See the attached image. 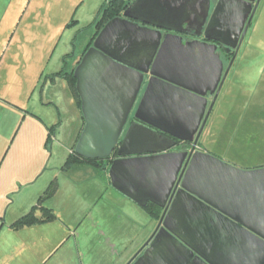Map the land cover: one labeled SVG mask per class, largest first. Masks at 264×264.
<instances>
[{"label":"water","instance_id":"95a60500","mask_svg":"<svg viewBox=\"0 0 264 264\" xmlns=\"http://www.w3.org/2000/svg\"><path fill=\"white\" fill-rule=\"evenodd\" d=\"M260 2L133 0L122 15L103 26L74 69L85 120L75 152L103 159L116 150L118 156L109 168L112 185L141 206L152 201L162 208L145 257L165 238L187 261L215 264L205 247L197 249L170 225L171 214L186 203L216 221L223 234L239 237V245L224 247L231 252L223 253L227 257L220 264H264V167L243 169L197 148L216 100L206 112L203 89L220 91L227 73L221 78L223 63L216 45L184 42L175 33L191 27L200 29L196 32L200 35L206 25L207 39L237 53ZM160 29L171 32L163 36ZM146 74L150 76L134 120L122 137ZM167 134L191 141V149L169 151L176 141ZM225 171L258 184L255 197H240L237 190L236 201L242 204L229 209L224 202L221 205L218 179Z\"/></svg>","mask_w":264,"mask_h":264},{"label":"rangeland","instance_id":"374dc122","mask_svg":"<svg viewBox=\"0 0 264 264\" xmlns=\"http://www.w3.org/2000/svg\"><path fill=\"white\" fill-rule=\"evenodd\" d=\"M105 1L0 0V217L4 219L27 213L54 178L59 189L44 205L53 204L56 212L77 222L86 212L87 221L96 215L90 204L102 182L94 177L77 182L75 168L62 170L83 124L80 108L65 78L53 81L47 76L63 65L68 69L75 65L94 33L93 22ZM221 97L211 117L212 132L200 145L217 154L264 156V0ZM36 214L41 216L40 211ZM3 226L0 218V238H9ZM22 227H12L18 234L11 232L10 238L23 244L14 247L18 253L9 262L16 258L17 264L105 262L99 254L94 261L78 256L76 234L78 239L86 233L88 242L94 237L89 223L77 232L75 227L68 229L72 235L57 253L55 248L48 253L46 245L49 234L59 235L60 228L47 227L36 233ZM41 234L43 246L34 247L32 242ZM88 242L82 246L89 251L92 244ZM28 247L29 252L25 251ZM110 263L113 260L105 264Z\"/></svg>","mask_w":264,"mask_h":264},{"label":"crops","instance_id":"0c3cea01","mask_svg":"<svg viewBox=\"0 0 264 264\" xmlns=\"http://www.w3.org/2000/svg\"><path fill=\"white\" fill-rule=\"evenodd\" d=\"M254 128L256 129V127ZM211 130V125H209L204 132L202 140L210 136L212 132ZM256 132L259 131L257 130ZM260 138L259 142H261ZM200 149L221 157L222 159L243 169L248 170L264 167V156L261 153L245 155L237 151L240 154L233 156L232 154H224L222 152L217 154L211 148H207L204 145H201ZM74 168L77 173V182L79 179H81L80 182H82L94 177L99 179L103 184L102 187H99V191H97L90 204L91 212L97 210L96 215L95 217L91 216L90 221H87L89 212H86L83 216L84 218H81L78 222L76 219L68 220L59 212H56V208L53 204H47V207L54 210L56 218L45 222L26 225L21 229L35 230L36 233H39L40 230L47 227L60 228L59 235L49 234V238L51 239L46 245L48 253L53 251L54 248L53 252L57 253L59 248L70 239L72 234H70L68 229L75 227L77 232V228L80 229L83 224L89 223L91 227H94V232L92 233L94 234V237H91L89 242L87 241L86 233H82L83 235L80 234L82 236L78 239L76 234L77 251L78 256L80 255L79 257L81 259L91 257L94 261L97 260L96 255L99 254L100 256H98V258L100 260H105V262H102L101 264H105L106 260H113V263L110 264H126L129 261L134 262L140 257H144L140 264H194L187 261L182 253L176 252L172 244L165 238L159 239L145 257L144 255L146 254L145 251L147 249V243L149 240L151 242L154 239L152 237L158 222V216L153 215L146 208V206L139 205L134 199L115 188L112 185L109 171L106 175H104L95 166L86 163H79L72 169ZM90 170L95 171L92 173ZM218 181V199L221 205L224 202L227 209L230 208L231 204H242V202L236 201V197L238 195L237 190L241 192L240 197L244 194L243 196L251 199L253 196L255 197V192L258 189V184H256L253 180H250V178H245L242 175H235L229 171L223 172V175L221 174ZM148 203L154 202L149 201ZM33 205L34 203L31 207ZM159 212L161 215L162 208ZM200 213H202L201 210L185 203L175 209V211L171 214L170 225L185 239L186 242L195 244L197 249L203 250V247H205V252L208 254L207 257L212 259L215 264H220V262L227 257L223 255V253L231 252L224 247L230 243L232 245H239V237L235 234H231L230 236L223 234L222 231H219L220 227L216 221L210 219L209 217L204 218V216H201ZM19 216L16 215L14 219ZM0 218L2 226L4 225L1 227V230H4L5 234L9 237L6 239L0 238V251L3 252V254H0V264H17V261H19L17 258L15 261H9L13 255L18 253L17 249L13 250L14 247L18 243L22 245L23 242H19L14 239L12 241L10 238V236H12L11 232H15L17 230L12 228L13 226L10 225L14 219L12 218L11 220H7L4 219V217ZM15 233L18 234V231ZM95 237L99 238L97 242L93 241ZM84 242L92 244L89 251L87 250L85 244L82 246ZM32 244H34V247H38L40 244V246H43V235L41 234L40 238L32 242ZM28 249L29 247L25 248V251H28ZM82 250H85V253H83ZM74 255L77 256V253L75 252ZM74 259L72 257L70 258V260ZM46 262H48V258L44 263ZM76 262L73 261L72 264H78ZM92 263L95 264V262ZM30 264H40V262L33 261ZM81 264H84V261Z\"/></svg>","mask_w":264,"mask_h":264},{"label":"trees","instance_id":"16d2710c","mask_svg":"<svg viewBox=\"0 0 264 264\" xmlns=\"http://www.w3.org/2000/svg\"><path fill=\"white\" fill-rule=\"evenodd\" d=\"M133 0H106L102 3L98 10V15L96 19L93 22L94 26V33L91 35L89 41L87 42L85 48L83 49L82 53L80 54L78 60L75 62V65L68 69L67 66L63 65V67L57 71L51 72L48 74L47 78L51 80H55L57 77H63L67 80L69 84L70 91L72 92L74 99L76 101L77 106L80 108L81 114V98L76 88V82L77 79L74 75V69L76 65L79 63L82 55L84 52L92 45L93 40L95 39L96 35L99 33V31L103 28V26L113 17H116L118 15H122L125 8L132 2ZM64 61L67 64V57H64ZM83 118V124L82 127L78 133V136L75 140V143L72 147V150L70 151L69 155L67 156L64 164L62 165V170L68 171L71 170L74 166H76L79 163H86L95 166L101 173L106 175L109 171L110 165L112 163V160L118 156L116 153V150L109 158H103V159H87L85 157L80 156L77 154L74 150V147L76 145V142L78 140V137L83 129V126L85 124L84 117ZM58 190V181L56 178H54L50 184H48L47 188L45 189L44 193L40 195L39 200L37 203L31 207V209L16 218L10 225L15 227H22L26 225H32L39 222H45L52 220L56 218V214L53 211L52 208L47 207L44 205V202L46 199L51 198ZM146 208L155 216L160 215L161 207L157 206L154 203H148L146 205ZM40 211L41 216H38L36 212Z\"/></svg>","mask_w":264,"mask_h":264},{"label":"flooded vegetation","instance_id":"af4514ba","mask_svg":"<svg viewBox=\"0 0 264 264\" xmlns=\"http://www.w3.org/2000/svg\"><path fill=\"white\" fill-rule=\"evenodd\" d=\"M212 1H216V0H212ZM262 2H263V0H261L260 5H261ZM260 5H259V7H260ZM259 7H258V9H259ZM257 12H258V10L256 11V14H255V16H254V18H253V21H252V23H251V25H250V27H249V30H250L251 26H252L253 23H254V20H255V17H256V15H257ZM208 19H209V18H208ZM153 27H154V26H153ZM155 28H156V27H155ZM185 28H186V26L184 25V29H185ZM205 28H206V25L202 27V29H201V32H202V33H201L200 35L196 33V32H198V31H200V29H198V28H191V27H188L187 30L185 29L186 32H175L176 34H179V35L182 36V40H183L184 42H188V41H192V40H202V41H207V42H209V43H211V44H213V45H216L217 47L215 48V53L218 55V57L220 58L221 62L223 63L222 73H221V78H223L224 75H226V73H227V75H226V80H225L223 86L221 87L220 91L218 90V87H217L214 91H211V90H209V89L206 90V88L203 89V91H205V95H206V97H207V99H208V101H207V105H206V110H205L206 112L209 110V108H210V106H211L213 100H214L215 98H216V100H215L214 106H213V108H212L211 115H210V117H209V119H208L207 125H206V127H205V129H204V131H203V133H202V135H201V137H200L199 142H198V147H197V148H201L200 143L203 141V140H202V139H203L202 137H203V135H204V132H205V130H206V129L209 127V125H210L211 117H212V115H213V114L215 113V111H216L217 103H218V102L220 101V99L222 98L221 96H222L223 92L225 91L226 84H227V81H228V79H229V77H230V74H231V72H232L233 65H234V63H235V61H236V59H237V56H238V54H239V51H240V49H241V47H240V49H239L238 52L236 53V49L233 48V47H230V46H228V45H225V44H223L222 42H220V41H218V40L207 39V38L205 37V35H204ZM249 30H248V32H249ZM160 31L162 32L163 36L171 32L170 30H166V29H160ZM246 36H247V35H246ZM244 40H245V39H244ZM242 44H243V43H242ZM233 58H234V60H233V62H231ZM230 63H232V64L230 65ZM149 76H150L149 74L144 75V83H143V85H142V87H141L140 92L138 93L137 101H136L135 106H134V108H133V110H132V112H131V114H130V116H129V119H128L127 124H126V126H125L124 133H123L122 137L124 136V134H125V132H126L125 130H126V128L128 127L129 122H131V121L134 120L133 115H134L135 110H136V108H137V106H138V104H139V101L141 100L142 94L144 93L145 86H146V84L148 83ZM218 86H219V85H218ZM167 135H168V134H167ZM196 135H197V134H195L194 137H196ZM168 136H170L172 139H174V140L176 141L175 145H173V146L169 149V151H180V150H190V149H191V147H192V142H191V141H188V140H181V139L176 138V137H174V136H172V135H168ZM122 137H121V138H122ZM116 157H117V156H116ZM116 157H115V158H116Z\"/></svg>","mask_w":264,"mask_h":264}]
</instances>
